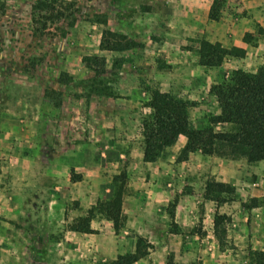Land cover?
Segmentation results:
<instances>
[{
    "label": "rangeland",
    "instance_id": "1",
    "mask_svg": "<svg viewBox=\"0 0 264 264\" xmlns=\"http://www.w3.org/2000/svg\"><path fill=\"white\" fill-rule=\"evenodd\" d=\"M1 1L6 10L0 19V264H106L111 259L100 253L114 247L112 233L87 241L68 231L86 215L84 208L110 198L112 178L125 171L120 154L142 152L141 121L150 113L146 89L195 103L189 121L196 129L205 127L219 112L210 87L227 83L234 70L255 73L264 66V0H224L215 6L216 21L209 18L214 0H63L75 5L70 18L44 29L43 20L32 19L36 0ZM130 9L136 11L132 17ZM97 15L107 24L93 23ZM106 28L136 47L101 52ZM201 40L245 54L207 69L198 64ZM91 55L106 59L102 78L115 97L92 93L100 77L82 63ZM115 57L126 61L119 71L111 70ZM179 151L165 150L174 162ZM208 160H195L192 167L205 170L204 183L211 178ZM231 161L236 164L219 170L235 188V201L228 204L236 215L223 226L222 244L208 239L205 260L171 250L153 264H165L170 254L176 264H249V250L264 251V162ZM189 177L178 178L183 191L191 188ZM5 197L14 204L5 205ZM172 213L168 206V229Z\"/></svg>",
    "mask_w": 264,
    "mask_h": 264
},
{
    "label": "trees",
    "instance_id": "2",
    "mask_svg": "<svg viewBox=\"0 0 264 264\" xmlns=\"http://www.w3.org/2000/svg\"><path fill=\"white\" fill-rule=\"evenodd\" d=\"M224 0H214L209 18L217 20L214 13L215 6ZM74 3L63 0H36L33 5V22H59L70 18L74 10ZM6 5L0 0V19L5 14ZM142 12L147 9L141 7ZM71 11V12H70ZM130 9L128 17L135 14ZM44 13L45 15L40 14ZM93 23L103 26L107 22L97 15ZM136 47V43L118 30L104 29L99 42L101 52L121 54ZM245 54L237 47L226 48L220 43L201 40L198 46V64L207 69H217L228 58H239ZM126 61L121 57L113 59L111 70L119 71ZM85 68L91 71L95 78L92 93L97 96L115 97L109 81L102 77L106 75V59L97 55L86 56L82 59ZM148 100L145 104L150 110L147 117L141 121L142 125V156L143 162L154 163L160 159L165 150L175 145L180 136L185 138V144L180 149L176 162H184L190 154L199 152L206 156L226 157L230 160L244 158L248 164L264 162V66L255 73L234 70L227 83L210 87L209 94L217 103L218 114L209 117L208 124L201 128H194L189 121V110L195 103L174 97L170 93L146 89ZM217 126H228L229 130L216 131ZM126 172H120L112 178L114 191L106 201H98L83 217H79L69 227V231L79 234H95L90 223L98 214L111 223L113 232L118 235L124 228L125 217L122 214V202L126 190ZM235 188L227 183L208 179L204 186L203 198L213 202L217 207L235 201ZM257 207V200L252 199ZM175 207V203L169 204ZM242 207H245L242 204ZM173 216V213H172ZM230 222L226 215L215 212L213 217V234L222 244L225 237V223ZM150 245L147 240L137 237L132 253L118 255L106 264H135L148 255ZM249 264H264L263 250H249ZM165 264H176L173 255H168Z\"/></svg>",
    "mask_w": 264,
    "mask_h": 264
},
{
    "label": "crops",
    "instance_id": "3",
    "mask_svg": "<svg viewBox=\"0 0 264 264\" xmlns=\"http://www.w3.org/2000/svg\"><path fill=\"white\" fill-rule=\"evenodd\" d=\"M176 143L178 145L175 144L171 148L177 146V151H179L185 144V138L180 136ZM120 157L124 158V160H119V163L123 164L127 176L122 202L125 225L121 233L115 235L111 223L105 219L99 220L98 217L90 223L91 229L96 231L95 234H79L72 231H68V233L82 235L87 241L91 238H97L104 232L112 233L114 247L108 251L102 250L100 253L111 260H114L118 255L132 253L138 236L147 240L150 248L148 255L135 264L159 262L171 250L174 253L179 251L184 258H189V260L195 256L205 260L206 241L208 239L215 241L213 234L215 212L231 218L235 217L236 214L230 209L233 204L227 203L217 207L213 202L203 198L205 170H193L192 167H194L195 160L209 158V164L205 167L209 176L215 181L230 184L229 178L220 175V166H231L236 162L202 155L198 152L190 154L186 161L180 163L174 162V156H170L166 152L154 163L143 162L141 151L136 155L129 152L120 154ZM248 165L254 166L255 164ZM182 166L190 167V169L183 171ZM200 174L202 175L201 181ZM186 176H190L189 185L191 188L183 191L184 187L179 184L178 178ZM196 182L198 184H195ZM186 190L189 191L187 194ZM0 197L4 198L3 193H0ZM4 202L7 206L14 204L9 197H5ZM171 203H175L172 217L173 226L171 225V228L168 229L165 227L166 224L164 223L166 222L163 218L166 217V210ZM199 204H202L203 212L200 211ZM91 206L84 208V210H89ZM75 216L79 217L82 214ZM104 222L106 226L103 229Z\"/></svg>",
    "mask_w": 264,
    "mask_h": 264
}]
</instances>
